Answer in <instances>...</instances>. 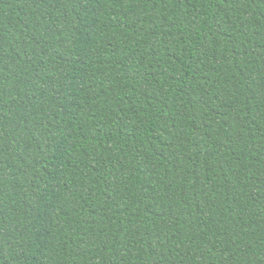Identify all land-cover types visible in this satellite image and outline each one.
Listing matches in <instances>:
<instances>
[{
	"label": "trees",
	"instance_id": "obj_1",
	"mask_svg": "<svg viewBox=\"0 0 264 264\" xmlns=\"http://www.w3.org/2000/svg\"><path fill=\"white\" fill-rule=\"evenodd\" d=\"M0 264H264V0H0Z\"/></svg>",
	"mask_w": 264,
	"mask_h": 264
}]
</instances>
